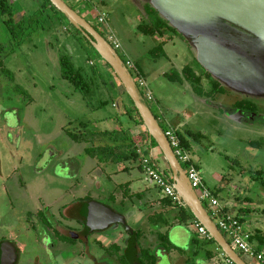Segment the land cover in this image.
<instances>
[{"label":"rangeland","instance_id":"1","mask_svg":"<svg viewBox=\"0 0 264 264\" xmlns=\"http://www.w3.org/2000/svg\"><path fill=\"white\" fill-rule=\"evenodd\" d=\"M10 1L17 19L32 16L39 7L36 0ZM65 1L84 15L106 39L109 34L106 27L116 35L123 49L118 53L125 61L131 59L145 74L156 102L148 104L161 127L167 129L165 120H168L178 126L173 127L176 131L185 133L188 130L200 137H189L191 148L188 152L200 169L205 184L212 191L220 190L221 206L230 210L232 215L243 218L251 234L259 231L264 236V41L248 39L235 30L218 25L219 34H213L214 39L246 56L253 63L256 74L237 82L218 81L224 93L217 91L210 102L196 96L189 83L178 84L164 77L169 70L181 71L185 65L198 69L196 54L187 41L183 44L178 36L167 33L163 40L168 58L154 60L150 51L159 40L138 31L145 17L142 1L106 0L105 5L99 6L107 20L100 27L94 8L87 4L79 6L76 1ZM92 2L100 4V0ZM6 18L0 16V241L11 240L19 246L20 264H37L43 250L37 233L27 220L29 214L48 210L60 218L63 208L80 197H91L107 204L108 192L117 185L129 183L130 173H124L126 164L110 165L103 171L85 153L90 144L77 143L67 135V131H119L121 123L116 116L120 112L123 114L124 110L107 106L91 112L83 97L62 79L59 55L65 52L64 46L77 64H83L84 49L80 44L84 46L85 40H74L70 33H66V28H48L32 34L24 45H14L4 25ZM94 58L102 69L108 71L101 58ZM132 72L136 76L135 71ZM105 79L113 96L130 103L117 79V91L113 90L111 79L107 76ZM105 98L108 99L109 95L102 93L99 96V99ZM241 101H249L258 107L254 120L237 122L223 113ZM97 102L95 99L94 103ZM81 121H91L92 124L83 129ZM121 122L123 128H131L134 137L146 131L144 126L133 127V119L127 116ZM107 140L96 137V145L108 144ZM256 142L260 143L259 147L252 145ZM63 163L70 164L72 174L69 169L62 168ZM156 163L162 171H168L164 161L159 159ZM151 189L145 199L153 203L159 199H151V195L158 198L159 191L154 186ZM135 205L137 207L139 202ZM203 205L209 210L206 202ZM151 208L150 213L161 207L152 204ZM133 212L130 209L127 213L128 225L134 231L146 232L145 245L155 246L154 229L145 219L144 211L139 215ZM180 230L175 231L176 241H179L176 237L186 239L187 235ZM116 234L126 237L128 232L121 228ZM227 240L231 244L228 237ZM255 246H259L257 240ZM161 253H158L162 258L160 264H179L176 251L165 257ZM237 253L246 260L240 252ZM185 256H191V253L185 252ZM221 258L218 263L212 261L211 264H226L225 258ZM194 264H206V261L197 258Z\"/></svg>","mask_w":264,"mask_h":264},{"label":"trees","instance_id":"2","mask_svg":"<svg viewBox=\"0 0 264 264\" xmlns=\"http://www.w3.org/2000/svg\"><path fill=\"white\" fill-rule=\"evenodd\" d=\"M142 7L145 13V19L138 26V31L141 34L148 37H154L157 35L159 37H164L165 34L172 33L175 36H178L180 39L186 41L183 36L180 35L174 28H172L170 24L164 18H162L158 11H156L149 3H145ZM0 16L7 17L6 20H4V25L7 27V30L11 37V42L14 45H24L27 39L31 37L32 34L36 32L46 31L48 28H50L51 30L66 28V33H70L73 36L74 40H85L86 44L84 46L80 44V46H82V48L84 49L83 56L85 58L83 64H77L73 60L69 49L64 46L65 52L60 53L59 55V65L62 79L66 80L74 88V91L79 93L83 97L86 104L89 105L91 112H97L102 108L112 106L123 109L124 113L121 114L120 112V114L116 116V119L121 123V128L119 131L112 130L109 132L105 131L91 133H87L84 131L72 133L67 131V134L72 140L77 143L90 144V146L85 149V153L87 154V156L94 159L96 161V164L99 167H102L103 171H106V169L110 165L118 164H126L124 171L130 170V166H128L129 164H137L138 167L142 168L141 156L138 153V150L141 148L142 144H145L147 141L151 140V138L146 131L141 132L138 134V136L134 137L131 132V128H123L121 122V119L123 117L127 116L133 119L135 123L133 127L143 126L142 119L138 114L136 108L134 107L133 102L128 97L125 91L124 95L129 98V105L124 102L123 98L121 100L117 96H113L112 91L109 89V84L105 79V76L111 79V82L110 79L109 82L111 83L114 91L117 87L115 84L117 83L116 76L114 75L113 70L105 62L104 64L106 65L108 71L100 67V64H98L94 58L95 56H98L100 58V56L91 46L88 39L81 32L72 27L67 19L51 5L49 0H40L39 7L32 16L29 17L27 15H24L19 19H17V16L14 13L13 3L10 0H0ZM163 46L164 43L159 44L150 51V56L154 60L168 58ZM119 56L121 57L120 54ZM121 58L125 63L127 62V60L125 61L123 57ZM196 63L201 68L198 62ZM136 69L142 76H145L140 66L137 65ZM202 72V75L206 76V78L210 80V84L213 89L208 94L202 87H200L202 76L197 75L194 69L190 66H186L181 72L177 71L176 69L175 71L172 70L171 72L165 73L164 77L167 78L170 82L174 83H190L193 87L194 93L199 97H211L217 91L220 93H224V89L220 87L218 81L214 80L212 76L203 68ZM118 83L120 84V86H122L119 80ZM100 86L102 89H100ZM102 93L107 94V96L109 95V98L99 99V96L102 95ZM93 94L95 95V97L93 96ZM92 96L98 100L97 103H94L95 99L93 100ZM239 104L242 106L244 104L254 105L249 101H241L239 102ZM90 124H92L91 121H81L80 127L83 129H87ZM164 130L166 129L164 128ZM177 134L184 148L189 151L191 148L189 139L183 133H180V131H178ZM189 136L192 137L193 134H189ZM96 137H101L102 141H106V139H108L107 141H109V143L104 145L99 143V145H96ZM195 137L196 139L200 138L197 134L195 135ZM252 145L259 147L260 143L256 142L252 143ZM150 146L152 148H158L154 141L151 142ZM164 172L166 174H170L169 170H164ZM130 185V183L117 185L114 190L108 192L109 196L107 206L123 215L128 213V211L132 207L136 206V202H139V205H137V208H139V210L151 208L152 204L161 207L159 211H153L152 213L148 214L146 219L151 229H154L152 235H154L156 238L155 246H151L148 244L145 245L148 239V237L144 235L146 232L142 230L135 231L134 237L137 243L138 259L140 264H157L158 251H162L166 254L176 251L184 256L185 252L175 247L171 243L168 232H164L163 229L167 230L175 225L187 226L197 223L192 213L185 206L173 205L172 200L169 198H162L152 203L150 199H145L149 191L133 194L131 192ZM158 191L160 192L159 189ZM120 194L121 199L119 200ZM91 200H93L91 197L84 198V200H82L84 202L79 204L77 212L82 213V215H87ZM224 211L226 212V210ZM238 218L240 222H244L243 218ZM251 235L252 241L257 240L259 242L258 250L264 251V236H262L259 231L256 234ZM213 245L216 244L212 239L202 240L195 233L191 256H186L187 259L185 264H190L191 261V264H194V261L199 256H204L206 260H213L218 258L219 255L222 254V252L217 251V245V247H215L216 249L212 248ZM122 260L125 264H128L125 257H123Z\"/></svg>","mask_w":264,"mask_h":264},{"label":"water","instance_id":"3","mask_svg":"<svg viewBox=\"0 0 264 264\" xmlns=\"http://www.w3.org/2000/svg\"><path fill=\"white\" fill-rule=\"evenodd\" d=\"M49 2L72 27L88 39L101 60L113 70L141 117L143 126L151 138L150 144L154 141L160 150L170 171L169 175L164 171L162 173L170 178L184 206L192 213L197 223L208 232L227 259L234 264H249L226 240L198 198L170 146L164 129L143 99L129 69L117 51L83 15L74 10L65 0H49ZM145 3H149L172 28L183 36L195 52L198 64L214 80L237 82L256 74L253 63L246 56L223 46L214 39L213 34H219L218 25H220L235 30L248 39L258 38L264 41V0H145ZM127 219V214L116 213L96 201L90 203L89 223L92 230L98 229L97 224L104 220L106 221L104 228L109 229L113 225L121 224L134 236V230L128 226ZM136 248V239L133 238L130 249L133 251L131 264H140ZM12 261L5 256L2 264H13Z\"/></svg>","mask_w":264,"mask_h":264},{"label":"flooded vegetation","instance_id":"4","mask_svg":"<svg viewBox=\"0 0 264 264\" xmlns=\"http://www.w3.org/2000/svg\"><path fill=\"white\" fill-rule=\"evenodd\" d=\"M73 1H76L79 4L81 3L80 6L87 4L88 7L94 8V10L97 12V15H98L97 16L98 26L99 27L103 26V24L99 23V16L104 15L105 19H106V15L104 13H102L101 11H99V9H100L99 6L105 5L106 0H100V2H99L100 4H98V5H97V3L92 2V0H83L80 2L78 0H73ZM140 1H142V5H141V7H142L145 4V2H144L145 0H140ZM144 19H145V17L142 19V21H144ZM106 21L107 20H105V23H106ZM164 37H159L158 35L154 36V38H157L159 40V42H158L159 44L164 43V40H163ZM106 40L108 41V39H106ZM180 41L184 44V40L180 39ZM163 48H165V44H164ZM125 65H126V63H125ZM196 65H197V63H196ZM186 66H190V65H185L182 68V70ZM126 67H127V65H126ZM190 67H192L194 69V71L196 72L197 75L202 76V82H201L200 87H202L207 94L210 93L213 89H212V86L210 84V80L207 79L206 76L202 75V73H203L202 67L200 68L198 66L197 67L198 69H196L194 66H190ZM178 71H180V70H178ZM129 72H130L136 86L138 87V84L136 82V77L133 75V72L130 69H129ZM168 72H170V70ZM168 72H166V73H168ZM143 77L145 78L144 75H143ZM116 79H117V77H116ZM204 79L207 81L206 84H205ZM145 80H146V83L149 87V84H148V81L146 78H145ZM190 87L193 91V87L191 86V84H190ZM138 90L143 97V94L141 93L142 91L139 87H138ZM116 91H117V87H116ZM193 93H194V91H193ZM215 93L213 94V96L215 95ZM196 96H198V95H196ZM213 96H211V97H200V98H204L205 100L212 102ZM147 105L149 106L148 103H147ZM149 108H150V106H149ZM257 111H258V107L256 105L244 104L242 106L239 104V102H237L236 104L233 105V107L231 109L223 110V113H225L227 116L232 117V119L237 121V122H243V121L246 122V121L254 120L257 116ZM253 114H255V115L252 117ZM160 125H161V123H160ZM164 132H165V130H164ZM72 133H74V132H72ZM183 134L189 139V143H191L190 138H189L191 136H189V134H193V133H191L187 130ZM193 135H196V134H193ZM149 143H150V140H149ZM190 146H191V144H190ZM261 146H263V145H261ZM51 160H53V159H51ZM68 164L69 163H63L61 165H62L63 169H69L70 174H72L73 172L71 170L70 164H69V166H67ZM261 174L262 173H260V175ZM84 198L85 197H80L77 202L72 203L71 205L63 208V212L60 214V216H61L60 218H57L54 214H52L48 210L45 213L38 211L35 214H32V213L29 214V217L27 218V220H28L29 224H32L31 228L33 230H35V232L37 233L41 249L43 250L42 251L43 254L41 255V258L38 260L37 264H125L124 261L122 260L123 257L126 258L128 264H131V255H132L133 251L130 249H131V241L133 238H135L134 237L135 231H134V236H133L121 224L113 225L109 229L104 228V226H106V221H104V220H101V222L97 224V226H99L98 229L92 230L90 223H89L90 204H89L87 215H82V213L77 212V209L79 208V204L84 202V201H82V200H84ZM92 201H96V200L93 199V200H91V202ZM96 202H98V201H96ZM98 203H101V202H98ZM101 204L107 206V204H105V203H101ZM107 207H109V206H107ZM113 211H115V210H113ZM115 212L119 213L117 211H115ZM144 213H145V219H147L148 214H150V209L149 208L144 209ZM119 214H121V213H119ZM127 224H128V222H127ZM102 226H103V228H102ZM121 228H124L128 232L126 237L122 236L121 234H116L117 232L120 231ZM164 230L165 229H163V231ZM136 250H137V258H138V248H136ZM159 252L160 251L157 252V258H158L157 264H160L162 262V258L158 257ZM162 254L166 255V253H164V252H162ZM5 256H8L9 259H11V261L13 260L12 261L13 264H20V262H21V249L19 248V246H17L16 243H14L11 240H5V239L1 240L0 241V264H2V259ZM163 257H165V256H163Z\"/></svg>","mask_w":264,"mask_h":264},{"label":"built area","instance_id":"5","mask_svg":"<svg viewBox=\"0 0 264 264\" xmlns=\"http://www.w3.org/2000/svg\"><path fill=\"white\" fill-rule=\"evenodd\" d=\"M83 1V0H78ZM105 16H99V23H105ZM108 29V42L112 45L115 51L123 50L122 45L116 35ZM107 31V30H106ZM107 32V33H108ZM127 67L132 71H135L136 82L138 87L141 89L143 98L147 103H156L154 96L149 89L145 78L137 71L136 66L133 64L131 59H127ZM165 135L170 143V146L183 167L191 185L197 194L200 201L206 202L209 206V215L214 220L219 230L222 232L227 240L230 239L232 247L235 251L240 252L248 262L255 264H264V252L259 251L255 246V241H252V235L249 229L244 223L239 221L237 216L228 214L224 211L223 206H221L215 191H212L207 187L204 182L203 175L193 162L189 152L184 148L177 135V131L172 127H167L165 130ZM141 148L138 153L141 156L142 171L147 182L160 190V193L164 198H169L172 200L173 205L184 206L183 201L176 193L173 185L170 182V178L162 173V170L158 167L157 163L147 154H143ZM195 233L202 240H210L208 232L198 223L194 224ZM228 241V240H227ZM217 251H220L219 248ZM222 252V251H221ZM225 258L226 264H234L232 261L227 259L223 253L221 254Z\"/></svg>","mask_w":264,"mask_h":264},{"label":"crops","instance_id":"6","mask_svg":"<svg viewBox=\"0 0 264 264\" xmlns=\"http://www.w3.org/2000/svg\"><path fill=\"white\" fill-rule=\"evenodd\" d=\"M37 1V3H38V5H39V2H40V0H36ZM84 16V15H83ZM165 122H166V126L167 127H176V128H178V126H176V125H173V124H171L168 120H165ZM181 127V126H180ZM141 132H144V131H141ZM142 150H143V154H149V156L156 162V161H158L159 159H161L162 161H164V163L166 164V162H165V160H164V158H163V156H162V154H161V152H160V150L158 149V148H152L151 146H150V143H149V141H147L145 144H142ZM128 166H130V170H128V171H125L124 173H130V176H131V179H130V181H129V183L131 184L130 185V189H131V192L133 193V194H137V193H142V192H145V191H149L148 193L149 194H151V185L147 182V180H146V178H145V176H144V173H143V171H142V168H140V167H138V165L137 164H129ZM126 167V166H125ZM125 167H124V169H125ZM213 191H215V193H216V196L218 197V195H219V192H220V190H213ZM218 193V194H217ZM163 197H162V195L160 194V192L158 193V198H153L152 197V195H151V199H162ZM164 199V198H163ZM218 199H220L219 197H218ZM224 208V210H226V212L228 213V214H231V211L230 210H228L226 207H223ZM131 210H133L134 212L133 213H135L134 215H139V214H141L144 210H139V208H137V207H132L131 208ZM232 215V214H231ZM141 217H143V215L141 216ZM177 228H180L181 230V232L184 234V235H187L186 236V239H185V237H184V241L183 240H181V238H179V237H176V239L177 240H179V241H181V243L179 242V241H176L174 238V236H175V231H176V229ZM165 231H167L168 232V235H169V239H170V241H172L171 243L175 246V247H177V248H179V249H181V250H183V251H185V252H188V253H191V250H192V246H193V240H194V234H195V229H194V224H190V227H188V226H186V225H175V226H173V227H171V228H169V229H167V230H164V232ZM188 233V234H185V233ZM212 248H215L214 246H212ZM186 249V250H185ZM216 249V248H215ZM162 254V253H161ZM163 255V254H162ZM178 257H179V259H180V261H179V264H185V262H186V256L184 255H181L180 253H178L177 252V254H176ZM163 256H165V255H163ZM222 256H220L219 255V257L218 258H216V259H213V260H206L205 258H204V256H200V257H198V258H204L205 259V261H206V264H211V262L212 261H215V262H219L222 258H221ZM221 258V259H220ZM244 259V258H243ZM245 260V259H244ZM247 263H249L250 264V262H248L247 260H245ZM222 262V261H221ZM223 263V262H222Z\"/></svg>","mask_w":264,"mask_h":264}]
</instances>
